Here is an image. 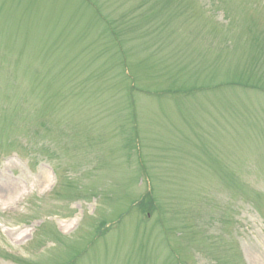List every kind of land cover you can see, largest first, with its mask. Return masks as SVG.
<instances>
[{
  "label": "rangeland",
  "instance_id": "374dc122",
  "mask_svg": "<svg viewBox=\"0 0 264 264\" xmlns=\"http://www.w3.org/2000/svg\"><path fill=\"white\" fill-rule=\"evenodd\" d=\"M0 264H264V0H0Z\"/></svg>",
  "mask_w": 264,
  "mask_h": 264
}]
</instances>
